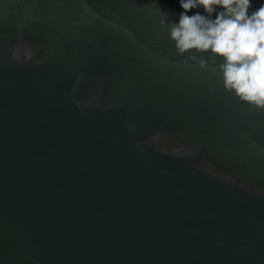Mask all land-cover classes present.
I'll return each instance as SVG.
<instances>
[{"label":"water","instance_id":"1","mask_svg":"<svg viewBox=\"0 0 264 264\" xmlns=\"http://www.w3.org/2000/svg\"><path fill=\"white\" fill-rule=\"evenodd\" d=\"M163 12L0 0V264H264V109Z\"/></svg>","mask_w":264,"mask_h":264},{"label":"clouds","instance_id":"2","mask_svg":"<svg viewBox=\"0 0 264 264\" xmlns=\"http://www.w3.org/2000/svg\"><path fill=\"white\" fill-rule=\"evenodd\" d=\"M252 0H179V18L167 26L177 53L218 73L222 87L240 101L264 109V4ZM195 9L191 15L189 11Z\"/></svg>","mask_w":264,"mask_h":264},{"label":"trees","instance_id":"3","mask_svg":"<svg viewBox=\"0 0 264 264\" xmlns=\"http://www.w3.org/2000/svg\"><path fill=\"white\" fill-rule=\"evenodd\" d=\"M166 2H168L169 4H171L173 7H175L176 9L180 10V11H183L181 8H180V5H179V1H173V0H164ZM261 4H264V0H252V4H251V7L249 9V11H254L256 8H258ZM193 11H196L195 9L193 10H190L189 11V15L192 14Z\"/></svg>","mask_w":264,"mask_h":264},{"label":"flooded vegetation","instance_id":"4","mask_svg":"<svg viewBox=\"0 0 264 264\" xmlns=\"http://www.w3.org/2000/svg\"><path fill=\"white\" fill-rule=\"evenodd\" d=\"M173 1H179V0H173Z\"/></svg>","mask_w":264,"mask_h":264}]
</instances>
